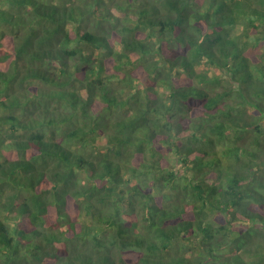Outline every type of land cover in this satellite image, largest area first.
Returning a JSON list of instances; mask_svg holds the SVG:
<instances>
[{
    "label": "trees",
    "instance_id": "obj_1",
    "mask_svg": "<svg viewBox=\"0 0 264 264\" xmlns=\"http://www.w3.org/2000/svg\"><path fill=\"white\" fill-rule=\"evenodd\" d=\"M0 264H264V0H0Z\"/></svg>",
    "mask_w": 264,
    "mask_h": 264
}]
</instances>
